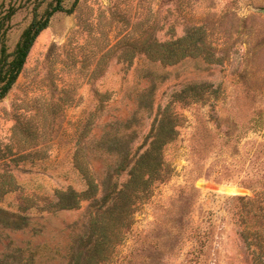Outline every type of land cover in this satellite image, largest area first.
I'll use <instances>...</instances> for the list:
<instances>
[{"label":"rangeland","instance_id":"obj_1","mask_svg":"<svg viewBox=\"0 0 264 264\" xmlns=\"http://www.w3.org/2000/svg\"><path fill=\"white\" fill-rule=\"evenodd\" d=\"M21 3L11 50L34 16V0ZM262 9L264 0H78L56 13L0 103V206L30 216L23 230L0 226V255L12 241L29 264L67 263L87 203L50 212L53 194L85 187L78 161L103 177L112 159L97 140L134 114L157 74L164 101L202 81L205 97L179 106L170 171L109 264H252L246 242L264 248Z\"/></svg>","mask_w":264,"mask_h":264},{"label":"trees","instance_id":"obj_2","mask_svg":"<svg viewBox=\"0 0 264 264\" xmlns=\"http://www.w3.org/2000/svg\"><path fill=\"white\" fill-rule=\"evenodd\" d=\"M77 1L71 8H66L65 0H52L40 13L43 0H34V16L12 50L8 45V36L20 5L15 0L8 6H1L0 103L12 90L33 45L48 28L52 17L59 12H72ZM165 54L167 58L174 57L171 49L164 51ZM213 63L219 64L218 61ZM154 75L151 85L138 91V108L134 114L126 121L113 122L97 140L96 149L112 159L106 165L103 177H94L88 167L80 165L78 161L76 167L85 187L82 190L60 188L53 194L50 212L76 209L83 202L87 203L84 215L74 223L75 235L66 264L110 263L123 240L124 231L131 228L137 205L151 196L154 182L163 180L170 171L164 148L178 135L181 118L179 106L199 102L205 97V82L202 81L171 91L168 100L164 101L158 96V75ZM256 202L257 199L250 200L252 207ZM29 224L30 216L0 206V226L23 230ZM252 247V264H264L263 245H253L247 241L246 248L249 250ZM25 252L24 248L14 246L10 241L7 251L0 255V264H29L32 256H26Z\"/></svg>","mask_w":264,"mask_h":264},{"label":"water","instance_id":"obj_3","mask_svg":"<svg viewBox=\"0 0 264 264\" xmlns=\"http://www.w3.org/2000/svg\"><path fill=\"white\" fill-rule=\"evenodd\" d=\"M262 11L264 12V9H262Z\"/></svg>","mask_w":264,"mask_h":264}]
</instances>
